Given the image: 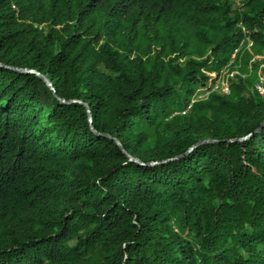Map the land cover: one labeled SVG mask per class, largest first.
I'll list each match as a JSON object with an SVG mask.
<instances>
[{
	"label": "trees",
	"instance_id": "1",
	"mask_svg": "<svg viewBox=\"0 0 264 264\" xmlns=\"http://www.w3.org/2000/svg\"><path fill=\"white\" fill-rule=\"evenodd\" d=\"M239 24L243 70L264 0H0V264H264L254 73L179 114Z\"/></svg>",
	"mask_w": 264,
	"mask_h": 264
},
{
	"label": "built area",
	"instance_id": "2",
	"mask_svg": "<svg viewBox=\"0 0 264 264\" xmlns=\"http://www.w3.org/2000/svg\"><path fill=\"white\" fill-rule=\"evenodd\" d=\"M262 26V36L264 38V24ZM238 27L242 37L232 50L227 63L217 73L207 74L209 76L207 86L199 94L193 96L179 114L188 112L195 101L205 99L209 94L228 95L231 83L236 81V79H243L246 76L245 73H254L255 81L251 86V91L259 96L264 94V48L260 54L251 57L242 70L240 62L236 61V56L238 53L251 48L253 41L246 35L244 28L240 24ZM253 64L256 65L254 68Z\"/></svg>",
	"mask_w": 264,
	"mask_h": 264
},
{
	"label": "water",
	"instance_id": "3",
	"mask_svg": "<svg viewBox=\"0 0 264 264\" xmlns=\"http://www.w3.org/2000/svg\"><path fill=\"white\" fill-rule=\"evenodd\" d=\"M21 72H25V73H34V72L31 71V70H21ZM37 77H38L43 83H45L47 86H49V84L47 83V81H46L42 76H38V75H37ZM262 123L264 124V119H263ZM114 143H115V142H114ZM115 144H116V143H115ZM129 160L133 161L132 159H129ZM133 162H134V161H133Z\"/></svg>",
	"mask_w": 264,
	"mask_h": 264
}]
</instances>
